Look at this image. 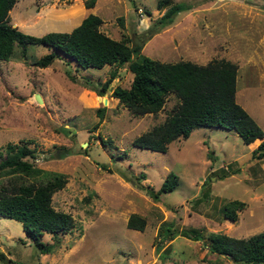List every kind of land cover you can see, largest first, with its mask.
<instances>
[{"label": "rangeland", "instance_id": "1", "mask_svg": "<svg viewBox=\"0 0 264 264\" xmlns=\"http://www.w3.org/2000/svg\"><path fill=\"white\" fill-rule=\"evenodd\" d=\"M79 1L16 0L8 21L33 35L67 30L85 14ZM175 2L185 7L171 22H156ZM89 11L101 17L100 30L127 37L158 61L234 62V98L263 135L244 143L232 129L205 126L169 141L165 151L133 145V137L163 121L177 100L172 94L158 111L134 115L109 94L129 84L126 62L81 68L55 58L40 67L32 61L50 46L26 43L22 55L14 45L0 59V150L24 142L35 150L33 165L63 174L51 204L69 212L73 226L55 237L43 232L54 246L38 252L19 221L0 216V264H248L203 243L209 231L247 237L264 227V156L251 155L264 139V0H168L160 9L155 0H97ZM112 69L98 94L93 87ZM61 148L68 151L57 157ZM169 171L178 177L175 186L155 197ZM230 199L245 203L235 220L222 216ZM132 212L145 219L142 230L126 227Z\"/></svg>", "mask_w": 264, "mask_h": 264}, {"label": "trees", "instance_id": "2", "mask_svg": "<svg viewBox=\"0 0 264 264\" xmlns=\"http://www.w3.org/2000/svg\"><path fill=\"white\" fill-rule=\"evenodd\" d=\"M16 0H0V59H8L14 45L25 54L26 43L44 44L52 49L35 58L32 63L44 67L55 58H64L76 66L100 68L105 64L127 63L131 80L127 86L114 85L110 96L117 98L134 115L158 111L169 94L177 100L161 123L153 125L133 137L132 144L155 151H165L167 143L178 136H187L195 127L218 126L234 130L244 143L262 137L263 131L254 119L234 98L236 64L228 59L211 58L203 64L190 60L164 62L140 54V44L130 45L128 38H112L99 25L101 17L91 11L67 31L51 30L33 35L19 30L8 21V11ZM95 0H83L85 8H91ZM168 0H155V6L163 8ZM185 5L175 2L161 12L156 22L172 21V16ZM10 9V10H9ZM66 73L73 77L68 70ZM112 69L108 76L93 87L103 94L115 76ZM104 106L96 108L102 116ZM33 147L26 143H6L0 150V216L20 222L22 230L36 246L38 252H49L53 242L41 239L43 232L52 236L66 232L73 226L72 215L51 204L52 192L63 186L65 178L57 171H45L32 164ZM256 158L264 156V139L251 150ZM5 177V182L2 181ZM174 172H167L158 189H172L177 182ZM239 199H230L222 206V216L235 220L236 210L244 207ZM145 219L134 212L126 219V227L142 230ZM165 231V232H164ZM161 232L170 229L163 223ZM210 252L242 260L248 264H264V227L247 237H234L217 231L207 233Z\"/></svg>", "mask_w": 264, "mask_h": 264}, {"label": "water", "instance_id": "3", "mask_svg": "<svg viewBox=\"0 0 264 264\" xmlns=\"http://www.w3.org/2000/svg\"><path fill=\"white\" fill-rule=\"evenodd\" d=\"M34 98L36 99V101L40 102L41 101V98H40V95L38 93H34ZM106 100L104 99L103 100V103H105ZM65 151H68V149H64V148H61V149H57L56 151V156L57 157H61L64 155Z\"/></svg>", "mask_w": 264, "mask_h": 264}, {"label": "crops", "instance_id": "4", "mask_svg": "<svg viewBox=\"0 0 264 264\" xmlns=\"http://www.w3.org/2000/svg\"><path fill=\"white\" fill-rule=\"evenodd\" d=\"M96 1H97V0L94 1V7H95V4H96ZM80 5H81V6H80ZM78 6L80 7V10L83 8L84 5H83V1H82V0L79 1V5H78ZM89 9H92V10H93V6H92L91 8H86V9H85V14L87 13V11H89ZM85 14H84V15H85ZM84 15H83V16H84ZM83 16H82V17H83ZM80 19H81V17L77 20V23H76L75 25H77V24L80 22ZM75 25H74V26H75ZM72 27H73V25H72ZM72 27H71V28H72ZM71 28H70V29H71ZM70 29H67V30H70ZM67 30L64 29V31H67ZM61 31H62V30H61ZM104 33H105V32H104ZM106 34H107V33H106ZM107 35H108V34H107Z\"/></svg>", "mask_w": 264, "mask_h": 264}]
</instances>
